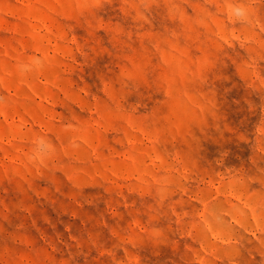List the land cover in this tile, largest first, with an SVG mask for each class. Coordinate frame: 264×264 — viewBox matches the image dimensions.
Wrapping results in <instances>:
<instances>
[{"label": "rangeland", "instance_id": "374dc122", "mask_svg": "<svg viewBox=\"0 0 264 264\" xmlns=\"http://www.w3.org/2000/svg\"><path fill=\"white\" fill-rule=\"evenodd\" d=\"M0 264H264V0H0Z\"/></svg>", "mask_w": 264, "mask_h": 264}, {"label": "clouds", "instance_id": "9594fccd", "mask_svg": "<svg viewBox=\"0 0 264 264\" xmlns=\"http://www.w3.org/2000/svg\"><path fill=\"white\" fill-rule=\"evenodd\" d=\"M42 148H43V145H42Z\"/></svg>", "mask_w": 264, "mask_h": 264}]
</instances>
